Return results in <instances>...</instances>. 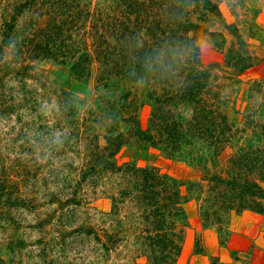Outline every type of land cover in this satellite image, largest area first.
I'll use <instances>...</instances> for the list:
<instances>
[{
    "label": "rangeland",
    "instance_id": "1",
    "mask_svg": "<svg viewBox=\"0 0 264 264\" xmlns=\"http://www.w3.org/2000/svg\"><path fill=\"white\" fill-rule=\"evenodd\" d=\"M19 1L0 0V39L7 37L5 22ZM78 2L94 11L123 0ZM211 2L218 13L194 10L191 16L200 17L194 18L199 27L183 34L193 38L202 64L219 63L212 68L216 76L204 97L215 108L214 128L223 124L221 118L228 123L222 138L228 139L215 145L195 139L183 148L186 157H173L129 134L135 121L145 125L151 113L154 98L148 87L129 90L112 83L99 88L95 63L90 74L78 77L70 65L53 57L20 59L22 53L12 48L31 12L25 9L18 16L15 31H9L11 45L0 53L1 61L12 65L10 72L4 65L0 69V178L8 193L0 198V264L153 263L141 235L138 206L131 196L120 198L126 178L111 169L86 173L91 149L107 143L108 135H126L113 157L116 165H155L181 180L198 177L200 169L191 158L203 149L220 148L222 159L243 144L264 146L263 97L252 95L248 87L254 79H264V0ZM204 27L222 32V49ZM232 29L253 58L241 71L224 64V52L236 40ZM125 91H130L126 99ZM168 102L176 118L191 115L177 97ZM184 207L187 216L180 220L183 233L173 264H264V212L232 210L220 224L205 222L196 200Z\"/></svg>",
    "mask_w": 264,
    "mask_h": 264
},
{
    "label": "trees",
    "instance_id": "2",
    "mask_svg": "<svg viewBox=\"0 0 264 264\" xmlns=\"http://www.w3.org/2000/svg\"><path fill=\"white\" fill-rule=\"evenodd\" d=\"M12 9L4 25L7 37L0 39V53L11 45L9 31H15L16 19L28 9L29 19L20 29L23 36L12 48L22 53L20 59L53 57L70 65L78 77L90 74L95 63L94 80L99 88L114 83L129 90L138 86L150 89L154 102L145 125L135 121L128 129L138 140L160 146L173 157H186L183 148L195 139L207 145L228 139H222L228 123L221 118L223 124L214 128L215 108L204 97L216 76L212 68L219 63L202 64L193 38L183 34L199 27L194 18L200 17L191 16L194 10L200 15L203 11L218 13L211 0H123L107 10L95 7L94 11L80 7L78 0H20ZM88 24L89 28L82 29ZM204 31L222 49L223 38L218 39L222 32L208 27ZM231 32L236 40L225 50L224 64L241 71L252 65L253 58L242 46L239 32ZM1 56L0 69L4 65L9 68L6 71H12V65L1 61ZM248 87L252 95L261 94L264 101L263 78L254 79ZM129 93L124 92L125 99ZM173 97L191 109L187 119H178L172 112L168 101ZM125 137L121 132L108 135L107 143L96 146L97 150L92 148L86 173L111 169L126 178L120 198L133 197L139 208L145 233L141 235L152 264H173L183 233L180 220L187 216L184 204L191 199L196 200L198 214L209 223L221 224L232 210L264 212V146L243 144L222 159L220 148L212 152L203 149L191 158L200 169L195 172L198 177L181 180L155 165L130 161L116 165L113 157ZM4 180L0 178V198L8 195Z\"/></svg>",
    "mask_w": 264,
    "mask_h": 264
}]
</instances>
